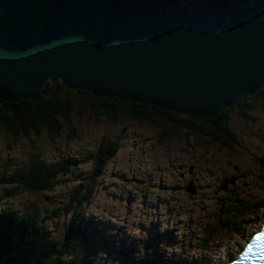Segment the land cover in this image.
Listing matches in <instances>:
<instances>
[{"label": "rangeland", "instance_id": "374dc122", "mask_svg": "<svg viewBox=\"0 0 264 264\" xmlns=\"http://www.w3.org/2000/svg\"><path fill=\"white\" fill-rule=\"evenodd\" d=\"M251 102L246 117L237 109L229 113L236 140L229 149L181 131L161 137L158 125L122 116L114 123L73 119L71 136L63 125L56 135H19L11 146L6 132L12 131L0 126V171L4 163L17 167L34 154L49 160L87 157L75 165L86 175L101 141L118 142L82 206L86 229L79 263L224 264L264 220V102ZM232 176V184L224 181ZM65 178L71 177L58 180ZM67 179L45 194L5 198L0 207L35 200L43 217L58 204L62 208L74 188L83 192V184ZM190 183L193 194L185 192ZM71 217L60 209L59 216L40 221L45 235L33 244L31 257L48 253L41 244L60 238Z\"/></svg>", "mask_w": 264, "mask_h": 264}, {"label": "water", "instance_id": "95a60500", "mask_svg": "<svg viewBox=\"0 0 264 264\" xmlns=\"http://www.w3.org/2000/svg\"><path fill=\"white\" fill-rule=\"evenodd\" d=\"M46 84L214 119L264 89V6L0 0V101Z\"/></svg>", "mask_w": 264, "mask_h": 264}, {"label": "trees", "instance_id": "16d2710c", "mask_svg": "<svg viewBox=\"0 0 264 264\" xmlns=\"http://www.w3.org/2000/svg\"><path fill=\"white\" fill-rule=\"evenodd\" d=\"M169 4L185 3L187 5L218 6L226 3H253L264 6V0H163ZM264 89L256 95L242 99L239 103L222 111L214 119L198 118L189 115H179L169 111L147 106L143 103H128L116 99L107 100L96 98L84 91L59 92L58 85L46 84L40 91L35 102L18 101L15 103L0 101V126L6 132L9 146L14 144L15 137L30 134L39 135L40 130L50 136L56 135L61 126H66L68 135L73 131L70 128L73 119L80 120L85 116L92 120H103L114 123L120 116L138 122H148L158 125L162 129L161 137L168 138L171 134L181 131L189 136L206 140L209 144L229 149L236 144L234 135L229 128V113L237 109L239 115L246 117L244 109H252L253 103L247 105V100L262 101ZM165 128H167L165 130ZM170 131V133H168ZM168 133V134H167ZM118 142L101 141L93 155V168L86 175L78 173L75 165L85 162L86 158L75 159L65 156L56 160H49L31 154L19 166L3 164L0 171V201L14 196L45 194L53 191L57 184L65 179L58 180L60 175L69 174L73 183L83 184L74 188L65 199L63 207L54 206L51 213L39 217L35 200L24 202L20 206L0 207V264H80L84 255L83 234L86 229L83 205L91 197L92 187L96 179L102 174L105 164L117 152ZM75 166V167H74ZM242 176V175H241ZM233 179L225 178L229 183ZM224 182V185H225ZM227 187V186H226ZM239 203L235 200V205ZM252 205V204H251ZM60 209L71 214L68 223L63 226L64 232L58 239L49 240L41 244L49 251L41 258L33 256V244L37 239H43L45 229L40 227V221L51 216H59ZM248 209L247 206L243 210ZM43 213L47 210L44 208ZM219 225H223L219 222ZM40 224V225H39Z\"/></svg>", "mask_w": 264, "mask_h": 264}, {"label": "snow or ice", "instance_id": "6c2138e0", "mask_svg": "<svg viewBox=\"0 0 264 264\" xmlns=\"http://www.w3.org/2000/svg\"><path fill=\"white\" fill-rule=\"evenodd\" d=\"M257 239H259V237Z\"/></svg>", "mask_w": 264, "mask_h": 264}]
</instances>
